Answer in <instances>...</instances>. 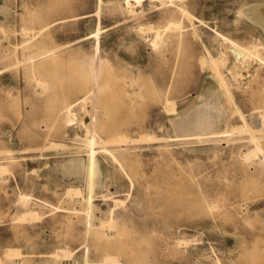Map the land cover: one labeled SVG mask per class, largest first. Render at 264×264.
I'll return each mask as SVG.
<instances>
[{
    "label": "rangeland",
    "instance_id": "1",
    "mask_svg": "<svg viewBox=\"0 0 264 264\" xmlns=\"http://www.w3.org/2000/svg\"><path fill=\"white\" fill-rule=\"evenodd\" d=\"M255 3L0 0V264H264V31L241 12ZM156 30L171 37L157 48ZM216 31L260 55L236 79L220 67L224 96ZM209 101L227 135L173 130ZM89 153L90 191L64 165Z\"/></svg>",
    "mask_w": 264,
    "mask_h": 264
},
{
    "label": "bare ground",
    "instance_id": "2",
    "mask_svg": "<svg viewBox=\"0 0 264 264\" xmlns=\"http://www.w3.org/2000/svg\"><path fill=\"white\" fill-rule=\"evenodd\" d=\"M96 10H97V8H96ZM136 10V9H135ZM182 11L183 12H186V11H184V9L182 8ZM241 12L242 13H244L245 15H247V16H249L251 19H253L256 23H258L261 27H262V29H263V31H264V3H259V4H257V3H255V4H252V5H249V6H245V7H243L242 8V10H241ZM190 15V14H189ZM192 15H190V17H191ZM170 22H172V23H170ZM170 23V24H169ZM169 25L171 26V25H173V29H176V30H178V32L175 34V36H176V38L177 39H179L183 34V31H182V25H181V23L179 22L178 23V20H177V23L175 22H173V21H169ZM149 26H151V25H149ZM168 26V25H167ZM46 27V26H45ZM146 27V26H145ZM169 27V26H168ZM142 28H144L143 26H142ZM148 28V27H147ZM152 28V27H151ZM167 28V27H166ZM169 28H171V27H169ZM153 29V28H152ZM152 29H149V30H152ZM168 29V28H167ZM172 29V28H171ZM146 30V29H145ZM40 31V30H39ZM144 31V30H143ZM157 32H156V34H155V36H154V38H153V40H152V44H153V46L154 47H156L157 48V46H158V43H159V40H161V37H162V34H161V32H158V30H156ZM27 32V31H26ZM144 33V32H143ZM163 33V32H162ZM145 34V33H144ZM167 36V35H166ZM216 36H218V40H216V42L218 43V46H219V54H218V56L217 57H215V56H213L210 52H208L207 51V54H208V56H211V58H215V65H216V70H217V72H218V74H219V84H221V86L223 87V89H222V92L223 91H225V92H223L222 94H223V96H224V94L225 93H230V90H229V86H228V83H227V81L225 80V78H224V76L222 75V73H221V71H220V67L222 68H225V69H227L229 72H230V74L232 75V78L234 77V79H236L235 77L236 76H238V75H242V74H244V73H247V72H249V70H250V67H249V69H247L248 68V66H249V64L251 65V63H249L250 61L253 63L254 61L253 60H256V58H260L259 56V53H258V48H257V46H258V43H256V42H253V43H251L250 45H243V44H240V43H238V42H236L235 40H233V39H231V38H229V37H227V36H225V35H223L222 33H220V32H218V31H216ZM168 38V40H170L169 38H171L170 36H168L167 37ZM167 38H166V40H167ZM216 39V38H215ZM162 40H165V38L164 39H162ZM166 40L164 41V42H166ZM164 42H162V43H159V44H162L163 45V43ZM264 42V41H263ZM160 47V46H159ZM39 48V47H38ZM41 48V47H40ZM25 49V48H24ZM2 52V51H1ZM36 52H37V50H36ZM3 54V53H2ZM208 56H207V58H208ZM32 57H34V56H32ZM31 58V57H30ZM29 58V59H30ZM206 58V59H207ZM28 59V58H27ZM27 59H25V60H27ZM16 61V60H15ZM105 60H103V61H101V62H104ZM82 66H86V71L84 72V75H82V76H85V77H88V76H90L91 74H90V72H91V66L89 65V63L87 64H85V62H83V63H80ZM211 66H213L214 64H210ZM214 67V66H213ZM239 68V70L237 69V68ZM85 68V67H84ZM83 68V69H84ZM235 68L237 69V70H235ZM244 68V69H243ZM247 70H246V69ZM218 74H216L215 73V75H217L218 76ZM247 74H249V73H247ZM39 81V80H38ZM86 81H87V83H90V77H88V78H86ZM251 82V81H250ZM39 83V82H38ZM42 83V82H41ZM37 84V83H36ZM104 85V84H103ZM105 85H106V83H105ZM40 86V85H39ZM90 92V91H89ZM153 92V91H152ZM226 94V96H225V99L226 98H228V95ZM214 95L212 94V97H213ZM209 98H210V96H208ZM215 97V96H214ZM220 97V96H219ZM162 100V99H161ZM216 100V99H215ZM214 100V101H215ZM83 102V101H85V97H82L80 100H79V102ZM76 102V101H75ZM77 102H78V100H77ZM201 103V102H200ZM197 104V105H195L193 108L192 107H190L191 109H189V110H187L186 112L184 111V113H181L180 115H179V118H174V120L173 119H169L170 120V125H171V127L173 126L174 127V131L176 132V133H179L178 131H182V132H185V129H187L186 131H191L192 133H195V134H193L194 135V137H195V135L196 136H200V135H204L207 139L208 138H211V137H214V136H216L217 134H219V135H227V133L229 132V128L227 127V121L224 119V121L222 122L220 119H222L223 117H222V114L220 113V111L218 110V108L214 105V104H211L210 103V101L209 102H206L205 104ZM219 103V102H218ZM77 104V103H76ZM216 104H217V102H216ZM72 105V104H71ZM223 106V105H222ZM225 106V105H224ZM68 107V106H67ZM223 109V107H220V109ZM224 108H226V107H224ZM227 109V108H226ZM224 111V110H223ZM227 111V110H226ZM222 112V111H221ZM229 112V111H228ZM223 113V112H222ZM225 113V112H224ZM225 114H229V113H225ZM223 116H226V115H223ZM257 116V115H256ZM255 116V117H256ZM85 117H86V115H85ZM178 117V116H177ZM187 117V118H186ZM222 117V118H221ZM228 117V116H227ZM255 117H254V119H255ZM257 117H259L258 119H255L256 120V122H258V123H261V125L262 124H264V112L263 113H261L259 116H257ZM186 118V119H185ZM85 119V118H84ZM87 119H85V121H86ZM222 122V124H221V122ZM80 122H81V120H80ZM255 122V123H256ZM82 123V122H81ZM257 123V124H258ZM221 124V125H220ZM256 124V125H257ZM83 124H81V126H82ZM190 126V128H188ZM87 127V126H86ZM259 127V126H258ZM262 127H263V125H262ZM80 128H82V127H80ZM85 128V127H84ZM85 131H86V129H85ZM173 131V132H174ZM179 134H182V133H179ZM254 134V133H253ZM185 135V134H184ZM186 135L187 136H189L190 135V132H189V135L187 134V132H186ZM192 135V134H191ZM198 136V137H199ZM201 137V136H200ZM81 138H83V137H81ZM85 138V137H84ZM88 138V137H87ZM83 139L84 141H85V143H87L88 144V146H89V148L92 150H90V152H97V150L95 149V147H94V144H100L95 138H92V139ZM220 138V137H219ZM228 139V138H227ZM240 139V138H239ZM251 139H253V141H256V139L255 138H253V137H251ZM256 144H258L257 142H254V148L250 151V152H248V154L247 153H245V155H247V157L249 158L250 157V155H252V154H257V152H259L258 150H261L260 148V146L258 145V147H260L259 149H258V147H255V145ZM101 145V144H100ZM102 146V145H101ZM100 146V147H101ZM88 149V148H87ZM111 149V148H110ZM102 150L103 151H108V148H106V146H102ZM87 151V150H86ZM89 151V150H88ZM249 151V150H248ZM109 152V151H108ZM90 154V156H89V158H88V156H87V158H88V160L86 159V160H84L83 158H81V157H73V158H71V159H69V160H67V161H65L64 163V165H66V166H68V167H70L73 171H74V173L76 174V173H78V172H81V171H83V170H85V172H86V175H87V178H86V182H87V188L89 189L88 191H90V190H92V186H93V184H95L94 183V178L95 177H93L94 176V174L96 173V171L98 170V166H97V160H96V158H94V154L92 153V155H91V153H89ZM88 154V155H89ZM112 157H113V155H112ZM246 157V158H247ZM247 160V159H246ZM262 162L261 163H264V158H263V160H261ZM3 166H5V165H3ZM68 167H65V168H67L68 169ZM0 168H2L1 166H0ZM69 168V169H70ZM3 169V168H2ZM1 169V170H2ZM0 170V172H2ZM98 174V173H97ZM97 174H95V175H97ZM99 176H97V178H98ZM84 178V177H83ZM97 181V180H96ZM85 182V181H84ZM96 184H98V183H96ZM95 184V185H96ZM100 185V184H99ZM105 185V184H104ZM102 186V185H101ZM72 190V189H71ZM77 190V193L78 194H80L79 192L80 191H78V189H76ZM76 190H75V192H76ZM67 191V190H66ZM73 192V191H72ZM92 192V191H91ZM26 194V193H25ZM66 194V193H65ZM77 194V195H78ZM21 195V194H20ZM76 195V196H77ZM90 195H91V193H90ZM22 196V195H21ZM26 196V195H25ZM25 196H23V197H25ZM20 197V196H19ZM28 196H26V198H27ZM75 197V196H74ZM91 198L92 196H89L88 195V197L87 198ZM74 201V200H73ZM77 201V200H76ZM89 201V200H88ZM57 208V207H56ZM59 208V207H58ZM77 211V210H76ZM84 212V211H83ZM110 213V212H109ZM28 214V213H27ZM33 217V216H32ZM113 221V220H112ZM106 222H108L107 220H106ZM103 224V223H102ZM106 224V223H105ZM100 225H101V223H100ZM111 226V225H110ZM116 226V225H115ZM101 227H103L102 225H101ZM105 227V226H104ZM107 227V226H106ZM102 231V230H101ZM99 233H100V231H98V235H99ZM102 234H103V232H102ZM97 235V236H98ZM96 236V237H97ZM101 236V235H100ZM100 236H98V238L100 237ZM105 236H106V234H105ZM102 237V236H101ZM107 238H110L109 236L107 237ZM100 239V238H99ZM183 243V242H182ZM178 246V245H177ZM10 249H8V251H9ZM13 251L14 250H12L11 252L13 253ZM10 252V253H11ZM67 252V251H66ZM8 253V252H7ZM6 253V255H8ZM15 254V253H14ZM58 254V253H57ZM13 255V254H12ZM62 257V256H61ZM14 258V257H13ZM105 258V257H104ZM74 260V259H73ZM110 261L112 264H115L114 262H116L117 263V260H116V257L114 258L113 256L111 257H107V259H106V263L108 262V261ZM48 262H50V261H48ZM109 262V263H110ZM103 263H105V261L103 262ZM55 264V263H54ZM108 264V263H107Z\"/></svg>",
    "mask_w": 264,
    "mask_h": 264
}]
</instances>
